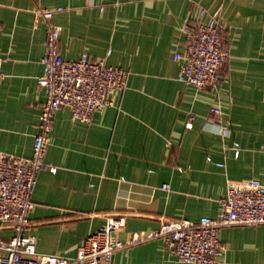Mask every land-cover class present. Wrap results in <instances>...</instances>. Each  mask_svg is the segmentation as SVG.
Here are the masks:
<instances>
[{
    "label": "crops",
    "instance_id": "crops-1",
    "mask_svg": "<svg viewBox=\"0 0 264 264\" xmlns=\"http://www.w3.org/2000/svg\"><path fill=\"white\" fill-rule=\"evenodd\" d=\"M58 7L51 22L60 28L59 54L104 58L127 77L89 122L71 119L66 107L56 112L31 193L26 233L36 252L74 257L111 216L124 218L120 240L162 219L213 218L227 182L264 184V0H0V151L31 155L44 101L36 80L46 22L36 9ZM200 9H219L228 59L214 85L196 90L177 80L173 54ZM11 235L0 222V242ZM218 236V264H264V225L225 227ZM103 264L186 263L153 239Z\"/></svg>",
    "mask_w": 264,
    "mask_h": 264
},
{
    "label": "built area",
    "instance_id": "built-area-1",
    "mask_svg": "<svg viewBox=\"0 0 264 264\" xmlns=\"http://www.w3.org/2000/svg\"><path fill=\"white\" fill-rule=\"evenodd\" d=\"M60 10L36 9L46 22L42 73L36 80L44 101L31 155L21 157L0 151V222L12 230L8 240L0 242V264H103L116 251L153 239H162L178 262L218 264L224 251L218 236L222 228L264 225V184L255 178L227 182L225 195L219 200V212L213 218L162 219L158 228L134 232L126 240H120L115 233L124 226V218L111 216L83 240L74 257L35 251L34 236L26 233L34 207L31 193L38 173L45 166L44 156L56 112L66 107L71 119L89 122L96 111L111 106L114 97L126 87L127 73L106 64L104 58L92 59L82 53L78 58L66 59L59 54L60 28L51 18ZM182 32L184 49L173 54V60L180 62L177 80L196 90L214 85L219 69L228 59L219 9L207 16L200 9L194 27H183ZM1 63L0 58V80L4 76ZM210 112L219 114L220 110L213 106ZM192 119L189 116L186 128H191ZM48 170L53 172L54 167ZM161 188L167 186L163 184Z\"/></svg>",
    "mask_w": 264,
    "mask_h": 264
}]
</instances>
